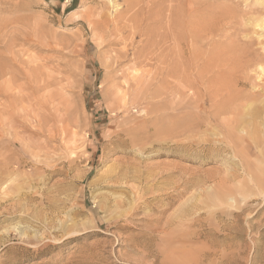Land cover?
Returning <instances> with one entry per match:
<instances>
[{"label": "rangeland", "instance_id": "obj_1", "mask_svg": "<svg viewBox=\"0 0 264 264\" xmlns=\"http://www.w3.org/2000/svg\"><path fill=\"white\" fill-rule=\"evenodd\" d=\"M263 18L0 0V264H264Z\"/></svg>", "mask_w": 264, "mask_h": 264}, {"label": "bare ground", "instance_id": "obj_2", "mask_svg": "<svg viewBox=\"0 0 264 264\" xmlns=\"http://www.w3.org/2000/svg\"><path fill=\"white\" fill-rule=\"evenodd\" d=\"M110 2H113L114 0H109ZM72 14H74V16L75 17H77L78 16V11H76V10H74L73 12H71ZM257 19V18H256ZM259 21H260V23H258L259 25H260V27H262V29H264V18L263 19H259ZM258 63V62H257ZM256 63V64H257ZM262 63V62H261ZM260 64V63H259ZM260 69L262 70V72L264 71V64H260ZM254 71H255V69H254ZM16 72V71H15ZM258 72V71H257ZM256 73V72H255ZM261 73V72H260ZM259 73V76L261 77L262 75H264V74H260ZM239 79V78H238ZM243 80H244V78H243ZM237 82H238V80H237ZM261 84V83H260ZM264 84V83H263ZM237 86V85H236ZM241 87V86H240ZM245 97V96H244ZM251 104V103H250ZM256 104V103H255ZM256 106V105H255ZM261 109V108H260ZM233 115V114H232ZM247 117V116H246ZM242 119V118H241ZM246 121V120H245ZM248 121V120H247ZM246 121V122H247ZM244 122V120H239L238 121V125L237 126H235V128L238 130V132L239 133H237L236 134V139H238V140H240V139H246V137L247 136H250L251 137V132H253V131H251L250 129H247V128H244V126L243 125H241L242 123ZM234 130V129H233ZM259 130V129H258ZM235 131V130H234ZM249 137V138H250ZM196 138V137H195ZM247 140H248V137H247ZM255 141V140H254ZM201 144V143H200ZM239 146V145H238ZM240 147V146H239ZM243 147V146H242ZM226 148V147H225ZM240 150V149H239ZM219 151H221V150H219ZM241 151V150H240ZM243 152V151H242ZM241 152V153H242ZM239 155H241V154H239ZM251 156H253V155H251ZM254 158V157H253ZM231 161V160H230ZM225 162V161H224ZM233 164V163H232ZM136 166V165H135ZM227 166V165H226ZM261 169V168H260ZM228 170V169H227ZM241 170V169H240ZM127 171H129V170H127ZM259 171V170H258ZM157 173V172H156ZM239 173V172H238ZM262 173V172H261ZM140 175V174H139ZM150 175V174H149ZM230 175V174H229ZM151 177V176H150ZM263 177V176H262ZM195 178V177H194ZM223 178V177H222ZM148 179V178H147ZM200 179V178H199ZM219 179V178H218ZM172 180V179H171ZM116 181L117 182H123V183H129V179H128V175H127V172H125V173H121L120 174V172H119V174L117 175V178H116ZM199 182V181H198ZM203 182V181H202ZM238 182V181H237ZM252 184V183H251ZM118 185V184H117ZM178 187V186H177ZM193 188V187H192ZM240 188V187H239ZM263 188V187H262ZM194 189V188H193ZM206 189V188H205ZM122 190V189H121ZM243 190V189H242ZM238 192V191H237ZM237 192L235 193L236 195H237ZM242 192V191H241ZM139 193V192H138ZM242 194V193H241ZM124 195V196H123ZM145 195V194H144ZM204 195V194H203ZM251 195V194H250ZM119 197L118 198H120V199H117L116 200V203H117V207L118 208H120V207H124V206H126V203L128 202V198H127V195H126V191L125 190H122V193L120 194V195H118ZM142 196V195H141ZM194 196V195H193ZM235 196V195H234ZM231 197V196H230ZM194 198V197H193ZM237 198V197H236ZM156 199V198H155ZM196 199V198H195ZM194 199V200H195ZM239 200V202H240V199H238ZM250 200V199H249ZM136 201V200H135ZM233 201V200H232ZM219 202V201H218ZM235 202H236V200H235ZM204 203V202H203ZM208 203H210V202H208ZM221 203V202H220ZM230 203H232V202H230ZM196 205H198L197 203H196ZM233 206V205H232ZM201 207V206H200ZM141 208V207H140ZM187 208V207H186ZM198 208V207H197ZM245 210V209H244ZM180 212V211H179ZM189 212V211H188ZM193 212V211H192ZM191 212V213H192ZM187 213V212H186ZM178 216V215H177ZM192 216V215H191ZM190 218V217H189ZM192 219V218H191ZM199 222V221H198ZM170 227V226H169ZM26 236V235H25ZM136 244V243H135Z\"/></svg>", "mask_w": 264, "mask_h": 264}, {"label": "built area", "instance_id": "obj_3", "mask_svg": "<svg viewBox=\"0 0 264 264\" xmlns=\"http://www.w3.org/2000/svg\"><path fill=\"white\" fill-rule=\"evenodd\" d=\"M69 1H71V0H69Z\"/></svg>", "mask_w": 264, "mask_h": 264}]
</instances>
